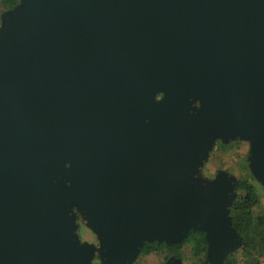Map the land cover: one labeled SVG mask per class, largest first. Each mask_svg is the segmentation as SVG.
I'll use <instances>...</instances> for the list:
<instances>
[{"label":"water","instance_id":"1","mask_svg":"<svg viewBox=\"0 0 264 264\" xmlns=\"http://www.w3.org/2000/svg\"><path fill=\"white\" fill-rule=\"evenodd\" d=\"M217 140L250 142L264 186V0H21L0 29V264H93L75 208L103 264L191 231L223 264L236 180L197 177Z\"/></svg>","mask_w":264,"mask_h":264},{"label":"trees","instance_id":"2","mask_svg":"<svg viewBox=\"0 0 264 264\" xmlns=\"http://www.w3.org/2000/svg\"><path fill=\"white\" fill-rule=\"evenodd\" d=\"M21 0H0V20L9 11L16 9ZM162 98L160 95L159 99ZM237 195L231 207L232 227L237 231L242 246L230 254L223 264H263L264 258V215L254 216L259 200L251 181L246 179L236 182ZM191 246L194 264H211L208 261V241L203 231H191L180 244L165 242H145L140 256L161 255L163 260L181 259L183 247Z\"/></svg>","mask_w":264,"mask_h":264},{"label":"rangeland","instance_id":"3","mask_svg":"<svg viewBox=\"0 0 264 264\" xmlns=\"http://www.w3.org/2000/svg\"><path fill=\"white\" fill-rule=\"evenodd\" d=\"M2 28V19L0 20V29ZM250 150L251 143L244 140H234L228 143L217 140L208 159L202 165L197 177L201 181H212L220 173H226L233 177L236 182L250 180L258 196V204L254 210V216L264 215V186L258 182L250 168ZM76 222L78 225L77 234L82 242L94 245L98 248V253L93 264H103L100 257V240L97 234L88 227L80 212L74 209ZM82 219V220H81ZM80 221L82 224H80ZM183 263L194 264L192 258L191 246L183 247ZM264 264V258L262 259ZM134 264H166L161 255L151 254L149 256H140Z\"/></svg>","mask_w":264,"mask_h":264},{"label":"flooded vegetation","instance_id":"4","mask_svg":"<svg viewBox=\"0 0 264 264\" xmlns=\"http://www.w3.org/2000/svg\"><path fill=\"white\" fill-rule=\"evenodd\" d=\"M82 220V219H81ZM80 224H82V222L80 221Z\"/></svg>","mask_w":264,"mask_h":264}]
</instances>
